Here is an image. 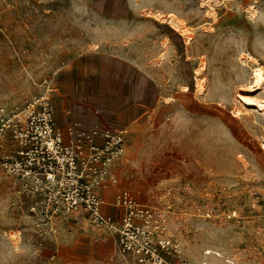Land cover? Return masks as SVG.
Listing matches in <instances>:
<instances>
[{"label":"rangeland","instance_id":"1","mask_svg":"<svg viewBox=\"0 0 264 264\" xmlns=\"http://www.w3.org/2000/svg\"><path fill=\"white\" fill-rule=\"evenodd\" d=\"M256 66L264 0H0V108L49 91L60 114L114 128L100 89L152 97L146 121L118 125L124 152L102 182L118 185L100 198L154 209L172 264H264V113L238 98L264 99V85L243 92ZM1 170L0 264H138L83 212L41 222Z\"/></svg>","mask_w":264,"mask_h":264},{"label":"built area","instance_id":"2","mask_svg":"<svg viewBox=\"0 0 264 264\" xmlns=\"http://www.w3.org/2000/svg\"><path fill=\"white\" fill-rule=\"evenodd\" d=\"M56 113L49 91L11 110L0 108V141L13 145L2 167L16 184L17 205H27L51 226L61 215L83 212L90 225L118 233V251L126 259L172 264L151 240V226L158 228L162 221L154 209L130 201L125 203V216L116 218L104 213L96 192L112 159L122 153L123 130L88 126L79 120L70 121L64 129ZM160 243L166 247L170 240Z\"/></svg>","mask_w":264,"mask_h":264},{"label":"crops","instance_id":"3","mask_svg":"<svg viewBox=\"0 0 264 264\" xmlns=\"http://www.w3.org/2000/svg\"><path fill=\"white\" fill-rule=\"evenodd\" d=\"M115 60L120 61L119 59H116V58ZM127 63L128 65H131L130 62H127ZM98 97H99L98 98L99 102L97 103L101 104L104 107L103 108L104 113H109V114L118 113V118L114 120L116 122V124L113 126L114 128H121L119 126H121V124H123L122 122L125 120H130V121L135 120L139 123L146 121L145 114L148 111L147 108L149 107L150 99L152 98L151 96L147 94L142 95V96H134L132 95L131 92H129L128 95H123L122 99L113 98L111 97L110 92L103 88L102 90L100 89L98 93ZM86 98L88 99L91 97L89 95L85 96V94L82 93L81 101L84 102ZM56 107H57V113H56L57 120L59 124L62 126V128L66 129V126L68 125V123L72 120H75V117H77L75 114L76 112L74 113L72 108H67L66 109L67 113L60 114L58 105ZM85 109H86L85 105L82 104L81 110H79L80 113H82L83 110ZM71 112L72 114H70ZM129 112H131L133 115L129 117L124 116V113L127 114ZM10 147L11 146L3 145L2 141H0V173L2 172L1 170L2 163L6 160L7 155L11 153V151L13 150V148L11 149ZM105 184L106 186L112 185L110 182L105 183ZM111 190L112 188L105 189L101 192L102 196L105 197L106 201L110 200L109 198L110 196H108V194L110 193ZM103 211L104 213L113 215L116 218H122L126 214L127 206L126 204H120V203L107 204V205H103Z\"/></svg>","mask_w":264,"mask_h":264},{"label":"bare ground","instance_id":"4","mask_svg":"<svg viewBox=\"0 0 264 264\" xmlns=\"http://www.w3.org/2000/svg\"><path fill=\"white\" fill-rule=\"evenodd\" d=\"M157 16H159L163 19V16H161V15H157ZM168 19H169V22L171 24L175 25L178 28H182L183 31H186L184 23L182 24L180 22L181 20L179 21L177 19V17L171 15L168 17ZM263 85H264V69L261 66H256L255 68H253V81L248 87H246L243 90V92H245V93L256 92L257 90L261 89ZM201 92H203V91H201ZM238 98L242 102V104L247 106L248 108H255L257 110H260L262 113H264V99H257V98H254V97H252L248 94H244V93H239ZM261 146L264 150V140L261 142ZM123 152H124V149L122 150V154H123ZM120 157H121V154L119 156L115 157L114 159H112L113 162L115 163ZM117 185H118V182L112 184L111 186H106V184H100L96 188V192L103 199V201H106L105 197L102 196L101 192L105 189H110L112 187H116ZM124 189H126V188H121V187L118 188L116 195H117L118 191H121ZM130 194H132V193H130ZM132 196L134 197L133 194H132ZM119 203L125 204V203H128V200L125 198V200H120Z\"/></svg>","mask_w":264,"mask_h":264}]
</instances>
